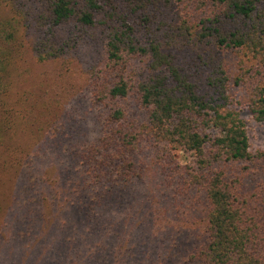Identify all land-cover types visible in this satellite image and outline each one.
Masks as SVG:
<instances>
[{
	"label": "trees",
	"instance_id": "1",
	"mask_svg": "<svg viewBox=\"0 0 264 264\" xmlns=\"http://www.w3.org/2000/svg\"><path fill=\"white\" fill-rule=\"evenodd\" d=\"M84 46L101 56L86 72L95 134L69 136L62 108L49 128L64 135L51 165L87 233L84 264H264V150L233 108L264 124V0H0V174L35 195L54 188L40 153L16 142L14 72L27 50L44 64ZM149 169L163 198L147 210L173 221L145 237L150 221L128 215L127 199ZM4 214L0 200V226ZM174 230L185 246L161 237Z\"/></svg>",
	"mask_w": 264,
	"mask_h": 264
},
{
	"label": "rangeland",
	"instance_id": "2",
	"mask_svg": "<svg viewBox=\"0 0 264 264\" xmlns=\"http://www.w3.org/2000/svg\"><path fill=\"white\" fill-rule=\"evenodd\" d=\"M28 39L31 42L34 40L32 36ZM199 51L204 53L199 47L193 48V58H197ZM31 54L29 50L26 51L14 72L11 100L17 116L16 142L28 145L26 149L32 147L33 153H40L41 161L44 159L43 162L49 165L46 174L54 190L41 189L35 195L29 189L30 183L14 171H11L12 175L0 174V200L5 213L0 226V264H84L89 256V244L85 240L88 236L85 230L79 229V218L69 210H64V197L59 190L63 187L60 182L63 174L60 175L55 163L51 165L58 154H63L64 135L60 140L50 139L49 128L58 120L62 108L71 111L75 118L71 126L67 125V130L71 127L67 131L69 136L77 134L79 139H84L95 134L94 112L85 85L87 69L97 64L101 56L92 48L84 46L72 52L67 60L58 59L42 64L33 59ZM217 55L219 60L234 65L236 74L240 73L236 65L237 57L223 55L221 51ZM247 64L250 65L249 62ZM242 94L239 91L238 98ZM37 104L39 108L36 110ZM47 105L49 108L58 106L51 117H46L44 108ZM233 108L249 121L251 150H264V124L250 120L242 101ZM179 159L182 163L188 161L184 154H179ZM56 165L59 166L60 161ZM159 197L161 191L156 176L149 169L145 181L135 186L127 199L128 215L134 214L138 220L150 221L147 231L144 230L141 236L147 237L148 233L157 236L159 227L163 229L173 221L162 209H156L154 216H150V210H147L149 205L161 207L158 204ZM52 202L57 205L54 210L49 208ZM161 237L173 242L171 246H185V241L177 236L175 230Z\"/></svg>",
	"mask_w": 264,
	"mask_h": 264
}]
</instances>
